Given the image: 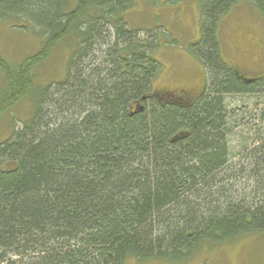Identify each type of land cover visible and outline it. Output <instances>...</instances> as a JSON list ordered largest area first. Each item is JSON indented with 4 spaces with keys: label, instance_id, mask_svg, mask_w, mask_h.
Segmentation results:
<instances>
[{
    "label": "trees",
    "instance_id": "obj_1",
    "mask_svg": "<svg viewBox=\"0 0 264 264\" xmlns=\"http://www.w3.org/2000/svg\"><path fill=\"white\" fill-rule=\"evenodd\" d=\"M236 1H201L189 52L206 78L190 100L152 90L156 36L140 40L125 23L133 0H0V23L40 38L19 60L0 52V121L9 114L11 126L0 140V264H186L264 235V124L234 149L239 120L223 102L264 96V80H239L215 37ZM62 43L66 74L41 85ZM28 100L23 119L10 115Z\"/></svg>",
    "mask_w": 264,
    "mask_h": 264
},
{
    "label": "rangeland",
    "instance_id": "obj_2",
    "mask_svg": "<svg viewBox=\"0 0 264 264\" xmlns=\"http://www.w3.org/2000/svg\"><path fill=\"white\" fill-rule=\"evenodd\" d=\"M202 0H133L123 19L129 28L139 31V38L146 35L140 30H153L157 47L151 49L153 58L160 64V72L153 83L152 90L160 97L166 91L186 90V97L192 100L204 89L205 72L198 60L189 52L197 46L201 33ZM264 15L253 8L251 0H237L218 22L220 54L227 66L237 70L244 77L253 78L264 75V44L253 53V43L258 36L264 39ZM10 22L0 23V52L7 59L19 60L22 55H29L39 47L38 37L32 32L20 33ZM112 39L109 38V40ZM253 42V43H252ZM257 46V45H256ZM241 52H243L241 56ZM69 47L65 43L58 45L51 58L39 69L40 84L61 79L66 74ZM92 54L100 58V53ZM101 60V58H100ZM251 61V62H250ZM255 62L254 64H251ZM2 76L0 74V88ZM39 83V82H38ZM170 97L169 94L166 95ZM226 111L230 116H237L233 131L232 147L237 149L243 137L253 135V129H262L261 115H264V96L235 95L224 97ZM31 101L20 105L10 115L18 119L25 117ZM242 116V117H241ZM9 114L0 121V140L9 136L11 126ZM15 129L21 123L15 121ZM231 163L243 164L239 157ZM240 174V173H239ZM240 179L245 181L248 170ZM243 180V181H242ZM127 264H140L128 261ZM145 264H159L145 263ZM186 264H264V235L243 238L232 244L216 248L211 252L203 251Z\"/></svg>",
    "mask_w": 264,
    "mask_h": 264
},
{
    "label": "flooded vegetation",
    "instance_id": "obj_3",
    "mask_svg": "<svg viewBox=\"0 0 264 264\" xmlns=\"http://www.w3.org/2000/svg\"><path fill=\"white\" fill-rule=\"evenodd\" d=\"M251 3H252V6L253 8L256 10V12H258L260 15H264V0H251ZM264 19V18H263ZM219 29H217L216 31V41L219 43ZM198 40H200L201 38V34L198 35ZM256 42H252L253 43V47H252V51L253 53H255L254 51L257 50V49H260L262 48L263 44H264V39L259 37L258 38L256 37L255 38ZM257 45V46H256ZM257 47V49H256ZM243 52H241V56H242ZM251 62V61H250ZM255 62H252L251 64H254ZM255 65V64H254ZM232 71L234 72L235 76L243 81L245 84H251V83H254V82H257V81H260V80H264V75H261V76H256V77H253V78H247V77H244L241 73H239L236 69ZM178 91H181V92H184L186 93L187 92V89L186 90H178Z\"/></svg>",
    "mask_w": 264,
    "mask_h": 264
}]
</instances>
